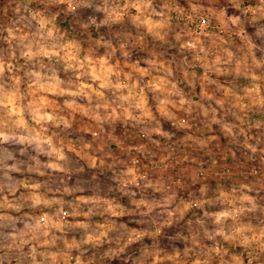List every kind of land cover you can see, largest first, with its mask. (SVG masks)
<instances>
[{
	"label": "rangeland",
	"instance_id": "rangeland-1",
	"mask_svg": "<svg viewBox=\"0 0 264 264\" xmlns=\"http://www.w3.org/2000/svg\"><path fill=\"white\" fill-rule=\"evenodd\" d=\"M79 1L0 18V264H264V0Z\"/></svg>",
	"mask_w": 264,
	"mask_h": 264
},
{
	"label": "crops",
	"instance_id": "crops-1",
	"mask_svg": "<svg viewBox=\"0 0 264 264\" xmlns=\"http://www.w3.org/2000/svg\"><path fill=\"white\" fill-rule=\"evenodd\" d=\"M79 2L80 4H82V6H86L88 3L87 0H80ZM248 9H252V8L248 6ZM67 10L69 9L67 8ZM60 11H61L60 7L57 6L56 3L54 4L52 2H49V0H3V3L0 6V12H1L0 18L3 20L2 23H7L9 18H10L9 20L13 21V23L16 22V24L20 27L18 35L21 36V34L22 35L26 34L25 32H24L25 34L22 33V29L24 27H27V25L33 24V26L35 27L36 24L38 23L42 26H45V29L48 28L47 25H57L56 21L59 18H61L60 16H62ZM66 14H67V18L71 19V24H74L75 21L74 14H71L69 12H67ZM33 32H34L33 36L35 35V40L38 39V41L42 42V39L38 37L42 34H39L38 31L36 32L35 30ZM49 37H45L43 41H46ZM43 132L44 131H40V133L34 136L35 144L38 148L41 146L42 141L50 142V140L48 139H51L53 137V136H49L48 138V136L44 135ZM9 136L10 135H8V137ZM133 161L135 160H132V162ZM134 164L135 162H133L132 165H130L128 168L132 172H134ZM133 178L136 179L137 176L133 175ZM178 178L181 180L180 177ZM37 195L38 194H34L33 197H36ZM20 215L18 214V217H20ZM50 222L51 220L48 219L46 214L42 213L40 215L39 225L48 227Z\"/></svg>",
	"mask_w": 264,
	"mask_h": 264
},
{
	"label": "built area",
	"instance_id": "built-area-1",
	"mask_svg": "<svg viewBox=\"0 0 264 264\" xmlns=\"http://www.w3.org/2000/svg\"><path fill=\"white\" fill-rule=\"evenodd\" d=\"M194 30L198 33H206L209 29V19L207 16H200L196 19H193ZM218 34L223 38L224 41L232 39L234 36V32L231 29L218 27ZM135 162V161H133ZM65 213V212H64ZM135 233V232H134ZM135 235L139 236V233H135Z\"/></svg>",
	"mask_w": 264,
	"mask_h": 264
}]
</instances>
